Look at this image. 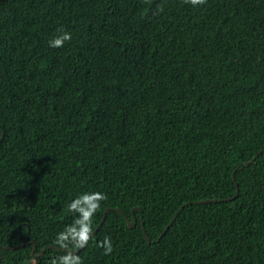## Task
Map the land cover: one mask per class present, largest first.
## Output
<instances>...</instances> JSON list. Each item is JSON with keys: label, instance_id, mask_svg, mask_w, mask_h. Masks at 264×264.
Masks as SVG:
<instances>
[{"label": "trees", "instance_id": "trees-1", "mask_svg": "<svg viewBox=\"0 0 264 264\" xmlns=\"http://www.w3.org/2000/svg\"><path fill=\"white\" fill-rule=\"evenodd\" d=\"M97 191L82 264H264V0H0V264Z\"/></svg>", "mask_w": 264, "mask_h": 264}, {"label": "clouds", "instance_id": "clouds-1", "mask_svg": "<svg viewBox=\"0 0 264 264\" xmlns=\"http://www.w3.org/2000/svg\"><path fill=\"white\" fill-rule=\"evenodd\" d=\"M149 2V0H146ZM185 3L192 5L205 4L206 0H184ZM163 11V8L160 9ZM57 35L50 41L51 47H62L65 41L72 39L71 33L64 30H58ZM107 196L101 192L84 193L73 200L68 208L70 211L79 213L74 223L65 228L64 231L58 234L56 243L62 249H67V253L58 259H53L51 264H82L80 256L75 255V250L83 248L87 245L92 233V217L100 208V202L106 200ZM105 249L104 254H110L113 251V246L110 237H105L104 241L99 245Z\"/></svg>", "mask_w": 264, "mask_h": 264}, {"label": "water", "instance_id": "water-1", "mask_svg": "<svg viewBox=\"0 0 264 264\" xmlns=\"http://www.w3.org/2000/svg\"><path fill=\"white\" fill-rule=\"evenodd\" d=\"M2 138H3V136H2ZM2 138H1V139H2ZM257 156H258V155H257ZM257 156H256V157H257ZM256 157H255L254 159H256ZM252 162H253V160L250 161V162H247V165L251 164ZM234 179H235V177H234ZM231 199H232V198H230L229 200H231ZM214 201H215V200H214ZM184 206H185V205H183V206L181 207V209H182ZM118 210H119V211L125 216V218H126L128 224H129L130 228H135V227L137 226V224H138V220H137V218H136L135 215H133V220H132V219H131L128 215H126L121 209H118ZM109 211H110V209H107V210H106V212L104 213V216H103V219H102L101 223H100L99 226H98V227H97V228L91 233V237H93L94 234H95V233L101 228V226L104 224V222H105V220H106V217H107ZM176 217H177V214L173 217V219H172V221L170 222V224L168 225V227L162 232V234H161V236L159 237L158 240H160L161 237L166 233L167 229L170 227L171 224H173V222H174V220L176 219ZM142 229H143V231H144V235H145L147 241H148L149 243H151L152 240L149 238V236H148V234H147V231H146V228H145V225H144V222H143V221H142ZM30 243H31V242H28V243H26V244H30ZM26 244H23V245H26ZM17 247H18V246L11 247V248H12V249H15V248H17ZM3 248L8 249L9 247H7V246H3ZM50 248H52V249H53V248H55V249H61V248L56 247V246H53V245H51ZM37 249H38V245L35 243V245H34L33 255H36V256H38V257H41V256L44 254L45 250H46V248H44L39 254H36ZM81 249H82V248L76 250V251H75V254L78 253L79 250H81ZM64 250H65V249H64ZM65 251H68V250H65Z\"/></svg>", "mask_w": 264, "mask_h": 264}]
</instances>
